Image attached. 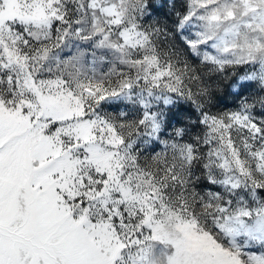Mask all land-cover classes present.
<instances>
[{
    "label": "snow or ice",
    "instance_id": "snow-or-ice-1",
    "mask_svg": "<svg viewBox=\"0 0 264 264\" xmlns=\"http://www.w3.org/2000/svg\"><path fill=\"white\" fill-rule=\"evenodd\" d=\"M0 264H264V0H0Z\"/></svg>",
    "mask_w": 264,
    "mask_h": 264
}]
</instances>
